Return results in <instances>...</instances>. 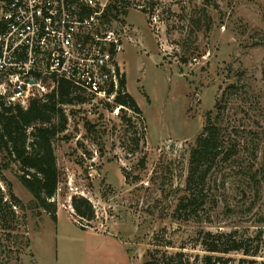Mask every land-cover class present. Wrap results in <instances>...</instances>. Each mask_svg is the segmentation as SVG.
Here are the masks:
<instances>
[{"label":"rangeland","instance_id":"374dc122","mask_svg":"<svg viewBox=\"0 0 264 264\" xmlns=\"http://www.w3.org/2000/svg\"><path fill=\"white\" fill-rule=\"evenodd\" d=\"M121 21L130 38L116 61L141 112L87 96L64 104L67 130L54 142L64 172L54 196L59 223L35 204L17 162L0 151V161L10 162L3 174L24 204L15 207L14 229L0 223V262L87 264L88 245L97 244L68 208L79 193L96 209L86 229L120 239L128 264H167L177 252L186 264H201L211 253L219 264H263L264 0H136L112 25ZM219 97L217 123L247 147L239 161L262 172L256 184L235 163L219 166L205 210L184 219L175 211L191 149ZM0 183L8 193L2 177ZM207 231L246 246L210 252Z\"/></svg>","mask_w":264,"mask_h":264},{"label":"trees","instance_id":"16d2710c","mask_svg":"<svg viewBox=\"0 0 264 264\" xmlns=\"http://www.w3.org/2000/svg\"><path fill=\"white\" fill-rule=\"evenodd\" d=\"M128 6L129 3H113L114 17L121 13L127 14ZM117 71L120 84L115 102L140 113L141 108L137 100L126 90V77L124 73H120L119 66ZM85 99L87 98L84 92L67 80L60 82L58 91L54 89L45 97H34L26 106L6 105L4 100L0 99V151H6L10 160L17 162L21 182L34 196L35 204L51 215L54 221L58 220L59 211L54 196L64 178L54 142L60 133L67 130L69 115L64 104ZM220 107L221 97L217 99L214 109L209 110L203 131L191 149L185 193L179 198L175 211L182 214L184 219L201 216L211 198V175L224 164L235 163L239 167L238 170L249 177L250 182H259L257 177L262 169H255L253 163L245 165L239 161L242 151L247 147L237 143L238 139H234L232 133L224 131L217 123L213 113L217 110L220 112ZM134 145L138 147L139 140H134ZM9 166L10 162L0 161V177L8 184L7 193L0 183V223L5 228L14 229L18 221L15 207H23L24 204L3 174V169ZM127 176L129 178L130 174ZM68 208L75 222L83 229L87 226L84 221L96 218L92 201L83 194H73ZM224 235L212 231L205 232L206 249L210 252H229L245 248L244 241L231 238L224 240ZM198 258L199 255L195 259ZM168 259L167 264H186L183 261V252L171 254ZM202 260L201 264H219L221 257L211 253L203 256ZM0 264L20 263L6 261Z\"/></svg>","mask_w":264,"mask_h":264},{"label":"built area","instance_id":"2783aa9c","mask_svg":"<svg viewBox=\"0 0 264 264\" xmlns=\"http://www.w3.org/2000/svg\"><path fill=\"white\" fill-rule=\"evenodd\" d=\"M134 1L0 0V99L26 106L67 80L87 97L114 100L130 26L112 25L120 16L112 4Z\"/></svg>","mask_w":264,"mask_h":264},{"label":"crops","instance_id":"0c3cea01","mask_svg":"<svg viewBox=\"0 0 264 264\" xmlns=\"http://www.w3.org/2000/svg\"><path fill=\"white\" fill-rule=\"evenodd\" d=\"M57 221L58 223L60 221V211H58ZM84 230L89 239L97 244L95 246L88 245L87 264H128L127 251L120 239L110 233L92 229Z\"/></svg>","mask_w":264,"mask_h":264}]
</instances>
